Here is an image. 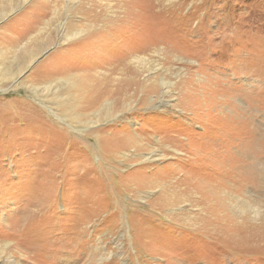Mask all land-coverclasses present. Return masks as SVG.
Instances as JSON below:
<instances>
[{
  "label": "rangeland",
  "instance_id": "1",
  "mask_svg": "<svg viewBox=\"0 0 264 264\" xmlns=\"http://www.w3.org/2000/svg\"><path fill=\"white\" fill-rule=\"evenodd\" d=\"M0 264H264V0H0Z\"/></svg>",
  "mask_w": 264,
  "mask_h": 264
},
{
  "label": "bare ground",
  "instance_id": "2",
  "mask_svg": "<svg viewBox=\"0 0 264 264\" xmlns=\"http://www.w3.org/2000/svg\"><path fill=\"white\" fill-rule=\"evenodd\" d=\"M258 147H259V146H258ZM230 152H231V151H230ZM245 155H246V154H245ZM241 156H242V155H241ZM241 156H240V157H241ZM241 158H242V157H241ZM245 175H246V174H245ZM245 175H244V176H245ZM240 179H241V178H240ZM244 180H245V179H244ZM259 180H260V179H259ZM259 193H260V192H259Z\"/></svg>",
  "mask_w": 264,
  "mask_h": 264
}]
</instances>
